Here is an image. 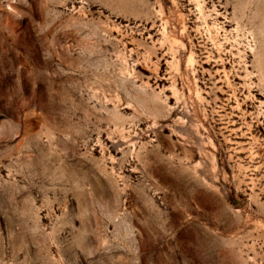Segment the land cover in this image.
Masks as SVG:
<instances>
[{
	"label": "rangeland",
	"instance_id": "rangeland-1",
	"mask_svg": "<svg viewBox=\"0 0 264 264\" xmlns=\"http://www.w3.org/2000/svg\"><path fill=\"white\" fill-rule=\"evenodd\" d=\"M0 264H264V0H0Z\"/></svg>",
	"mask_w": 264,
	"mask_h": 264
}]
</instances>
